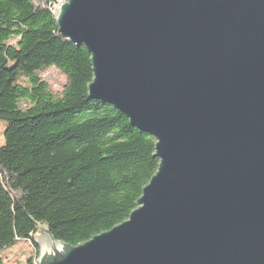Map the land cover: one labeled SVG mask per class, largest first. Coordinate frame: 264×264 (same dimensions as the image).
Listing matches in <instances>:
<instances>
[{"label": "water", "instance_id": "obj_1", "mask_svg": "<svg viewBox=\"0 0 264 264\" xmlns=\"http://www.w3.org/2000/svg\"><path fill=\"white\" fill-rule=\"evenodd\" d=\"M58 36L88 95L156 140L129 219L77 247L39 227L36 264H264V0H68Z\"/></svg>", "mask_w": 264, "mask_h": 264}, {"label": "trees", "instance_id": "obj_2", "mask_svg": "<svg viewBox=\"0 0 264 264\" xmlns=\"http://www.w3.org/2000/svg\"><path fill=\"white\" fill-rule=\"evenodd\" d=\"M0 0V264L39 227L77 247L126 222L158 170L156 140L92 100L91 56L58 36L53 4ZM56 68L58 96L40 73Z\"/></svg>", "mask_w": 264, "mask_h": 264}, {"label": "rangeland", "instance_id": "obj_3", "mask_svg": "<svg viewBox=\"0 0 264 264\" xmlns=\"http://www.w3.org/2000/svg\"><path fill=\"white\" fill-rule=\"evenodd\" d=\"M40 76L49 84L51 91L56 96L60 95L68 85L66 77L56 68H50L47 71L40 73ZM5 129L6 123L4 121H0V146H3L4 144ZM36 244L37 247L40 246L37 242ZM34 251L35 249L31 242L19 241L16 245L2 251L1 257L3 258L5 264H28V259L33 256Z\"/></svg>", "mask_w": 264, "mask_h": 264}, {"label": "built area", "instance_id": "obj_4", "mask_svg": "<svg viewBox=\"0 0 264 264\" xmlns=\"http://www.w3.org/2000/svg\"><path fill=\"white\" fill-rule=\"evenodd\" d=\"M59 4H60V2L56 3V4H53L51 9L55 11Z\"/></svg>", "mask_w": 264, "mask_h": 264}]
</instances>
